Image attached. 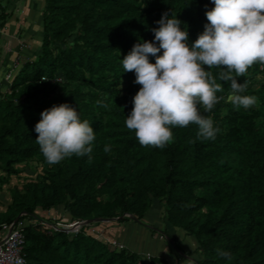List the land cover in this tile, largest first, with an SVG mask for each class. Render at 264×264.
Segmentation results:
<instances>
[{"label":"trees","instance_id":"obj_1","mask_svg":"<svg viewBox=\"0 0 264 264\" xmlns=\"http://www.w3.org/2000/svg\"><path fill=\"white\" fill-rule=\"evenodd\" d=\"M213 7L211 0H43L35 53L16 66L0 93V185L17 176V164L30 158L41 164L34 176L8 187L9 199L0 208V223L16 215L28 220L22 264L164 260L111 245L87 232L86 224L68 232L34 219L54 207L70 219H141L153 200L161 202L169 224L193 236V264H264V66L254 64L236 78L247 83L242 95L258 98L250 109H236L231 82L219 79L220 69L209 70L223 87L211 112L200 108L219 129L214 140L197 138V126L190 125L174 128V141L163 149L142 147L124 123L140 88L134 72H123L124 56L137 43L155 42L152 30L165 13L181 21L193 43ZM7 15L0 0V25ZM55 75L62 80L49 79ZM61 103L93 127L91 162L87 156L45 162L35 125L42 111ZM218 249L231 259L220 257Z\"/></svg>","mask_w":264,"mask_h":264},{"label":"clouds","instance_id":"obj_2","mask_svg":"<svg viewBox=\"0 0 264 264\" xmlns=\"http://www.w3.org/2000/svg\"><path fill=\"white\" fill-rule=\"evenodd\" d=\"M211 3L214 7L205 13L204 31L193 43L188 42V31L181 30V21L165 13L152 30L155 42L135 44L121 60L123 72H134V84L140 86L124 123L142 147L163 149L174 141V128L190 125L197 126V138L215 139L219 129L200 112L201 107L211 112L222 99L217 93L223 87L210 69H220L219 79L231 82L229 99L236 109L257 105L256 96L241 94L247 83L236 78L245 76L254 64L264 66V0ZM40 115L35 140L49 166L73 156H87L91 162L96 133L76 108L61 103ZM104 151L110 152V146ZM217 254L231 259L228 251L218 249Z\"/></svg>","mask_w":264,"mask_h":264},{"label":"rangeland","instance_id":"obj_3","mask_svg":"<svg viewBox=\"0 0 264 264\" xmlns=\"http://www.w3.org/2000/svg\"><path fill=\"white\" fill-rule=\"evenodd\" d=\"M1 1L5 4L8 15L0 25V93L6 89L7 79H5V74L7 72H10L11 74L23 59L31 58L35 53L36 45H38L41 36V10L43 3V0H34L32 4L29 5L30 7L25 6L26 11L25 13H22L23 11L19 10L22 7L20 0ZM26 28H28V32L25 33L24 30ZM17 165L21 168L17 176L12 175L7 183H2L0 185V208L9 199L8 187L10 185L15 183L19 185L22 180L26 179L27 176L32 177L37 171L41 170V164L34 158H30ZM150 205L151 208H155L152 212L155 210L159 213L158 211H160V209L162 210V204L158 200H153ZM65 213H67L65 209L60 211L59 207H54L52 209L45 210L43 214L49 215V218L55 221L60 220V218L64 220L65 218V221L68 223V217H64ZM155 218L158 219L156 216ZM147 219H137V221H139L137 222L139 224V229L136 232V235L139 236V243H143L141 239L142 237H144V241L146 238H149V242L153 243V245L155 244L154 247L157 248L158 244H164V239L160 240L149 236L146 230L150 231L151 229L147 226ZM151 231L153 232L154 229ZM149 242L146 243V247L151 249ZM165 242L169 245L170 253L174 255V252H176L174 244H172L169 240L168 242ZM179 246L183 252H188V255L191 257H196V254H198L196 250H194L195 252L188 251L180 244ZM155 248H152L153 255L158 252ZM155 264H167V261H156Z\"/></svg>","mask_w":264,"mask_h":264},{"label":"crops","instance_id":"obj_4","mask_svg":"<svg viewBox=\"0 0 264 264\" xmlns=\"http://www.w3.org/2000/svg\"><path fill=\"white\" fill-rule=\"evenodd\" d=\"M20 1L22 7L21 9L19 8L18 9L23 11L22 13H25L26 11L25 6L30 7L29 5H31L34 0H20ZM27 30L28 28H26L24 32L25 33L28 32ZM153 209L155 208H151L150 205V207L144 212L142 218H146V219L148 218L147 226L151 230L154 229L155 231L152 232L151 230L150 231L146 230V232L149 234L151 238L153 237L160 240L164 239V244L163 245L158 244L157 248L154 247L155 244L153 245V243L149 242V238H146V240L144 241V237H142L141 239L143 243H139V238H138L139 236L136 235V232L139 229V224L137 223L139 221H137V219L132 218L123 221H118L116 217H110L107 219H93L90 222H93L95 226H98L100 228L103 238L106 237L109 239H114L119 244L129 247L133 250H136L137 252L140 253V255H143L146 252H148L149 255H153L152 248L153 249L155 248L158 250V252H156L155 255L163 258L164 260L167 261V263L176 261V259L180 255V252H183L182 249H180L181 247L179 246V244L188 251H194L196 243L193 236L189 234H185L181 228L169 224L166 221V219L162 216L161 209L160 211H158L159 213H157V211L155 210L152 212ZM155 216L158 217V219L155 218ZM64 217H69V216L67 213H65ZM159 233L163 234V236L159 237ZM168 240L176 247V252H174V255L170 253L169 245L165 242V241L168 242ZM148 242H149V246H151V249H149V247H146L147 246L146 243ZM183 253H185L187 257H182L179 263L193 264L190 258H194V257L189 256L188 252H183ZM197 255L198 254H196V256Z\"/></svg>","mask_w":264,"mask_h":264},{"label":"built area","instance_id":"obj_5","mask_svg":"<svg viewBox=\"0 0 264 264\" xmlns=\"http://www.w3.org/2000/svg\"><path fill=\"white\" fill-rule=\"evenodd\" d=\"M261 66V65H260ZM12 74V73H11ZM10 72L5 74L6 81H9L11 77ZM45 75H41L40 79H46ZM50 80L61 81L62 78L60 75H55L49 78ZM45 210L38 211L40 218H34L37 222L42 223L43 225L50 226L52 228H63L68 232L76 231L82 224H86V231L93 234L96 237H100L102 240L107 241L111 245L121 246L116 240L109 239L102 236L100 228L93 225V222H85L84 219H70L69 222L60 218V220H52L49 218V215L43 214ZM23 213V212H20ZM129 217H132L130 213H123ZM27 218L23 217L21 219H13L10 222H1L0 223V264H22L24 262V233L22 230L23 224L26 223ZM163 234L159 233V237H162ZM143 256L148 257L149 253L146 252ZM182 257H187L183 252H180L179 257L174 262H169L167 264H180V259ZM194 261L193 258H190Z\"/></svg>","mask_w":264,"mask_h":264},{"label":"water","instance_id":"obj_6","mask_svg":"<svg viewBox=\"0 0 264 264\" xmlns=\"http://www.w3.org/2000/svg\"><path fill=\"white\" fill-rule=\"evenodd\" d=\"M17 218V215L15 216V218L14 219H16ZM108 217H97V218H92V217H89V218H84V221L85 222H89V221H91V220H93V219H107ZM134 218V217H133ZM135 219V218H134Z\"/></svg>","mask_w":264,"mask_h":264}]
</instances>
